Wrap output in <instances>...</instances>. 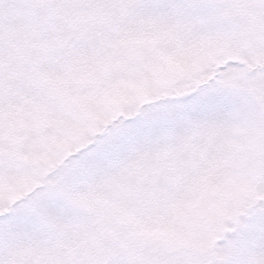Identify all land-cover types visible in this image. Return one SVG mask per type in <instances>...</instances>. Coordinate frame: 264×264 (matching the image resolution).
<instances>
[{"label": "snow or ice", "instance_id": "snow-or-ice-1", "mask_svg": "<svg viewBox=\"0 0 264 264\" xmlns=\"http://www.w3.org/2000/svg\"><path fill=\"white\" fill-rule=\"evenodd\" d=\"M0 264H264V0H0Z\"/></svg>", "mask_w": 264, "mask_h": 264}]
</instances>
